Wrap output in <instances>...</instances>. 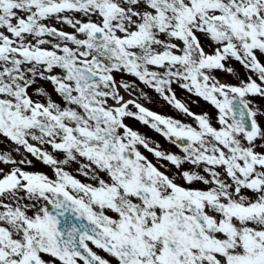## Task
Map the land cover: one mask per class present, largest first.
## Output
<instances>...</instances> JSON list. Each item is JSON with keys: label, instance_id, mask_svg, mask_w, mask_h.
Listing matches in <instances>:
<instances>
[{"label": "snow or ice", "instance_id": "6c2138e0", "mask_svg": "<svg viewBox=\"0 0 264 264\" xmlns=\"http://www.w3.org/2000/svg\"><path fill=\"white\" fill-rule=\"evenodd\" d=\"M258 100L264 0H0V264H264Z\"/></svg>", "mask_w": 264, "mask_h": 264}, {"label": "rangeland", "instance_id": "374dc122", "mask_svg": "<svg viewBox=\"0 0 264 264\" xmlns=\"http://www.w3.org/2000/svg\"><path fill=\"white\" fill-rule=\"evenodd\" d=\"M235 67L239 68V65H235ZM223 75L224 73H218V75ZM221 75V76H222ZM226 76V80L229 81V82H235L232 77L230 75H227V74H224ZM181 95H183L181 93ZM191 99H196L195 97H192ZM257 103H261V104H264V101H257ZM151 107H153L154 110L156 111H159V112H162V113H167V114H170V115H176V113L169 107L165 106L164 104H159V105H151ZM192 107V111L194 112H201L202 110H207L209 112H211L213 115H214V110L211 109L208 105L204 104L202 101L200 102V107H196L195 105H191ZM134 126L138 129H140L141 132H144V133H147L148 136L152 137L155 141L159 142L162 147L164 149H169L171 150L172 152H176L178 151V149L171 145L170 143L166 142L165 139L160 136L159 134H156L155 132H152V131H149L147 128H144V127H141L138 123H135ZM147 155V153H145ZM149 158L151 159L152 157L149 156ZM44 171H48L46 169H43Z\"/></svg>", "mask_w": 264, "mask_h": 264}, {"label": "bare ground", "instance_id": "6f19581e", "mask_svg": "<svg viewBox=\"0 0 264 264\" xmlns=\"http://www.w3.org/2000/svg\"><path fill=\"white\" fill-rule=\"evenodd\" d=\"M222 80H225V81H227V80H226V76H225V75H223V77H222Z\"/></svg>", "mask_w": 264, "mask_h": 264}]
</instances>
